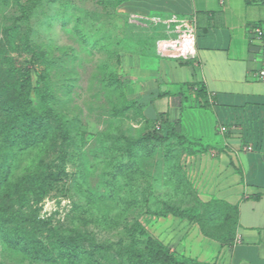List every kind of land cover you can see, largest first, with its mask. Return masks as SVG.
Listing matches in <instances>:
<instances>
[{"label":"rangeland","instance_id":"1","mask_svg":"<svg viewBox=\"0 0 264 264\" xmlns=\"http://www.w3.org/2000/svg\"><path fill=\"white\" fill-rule=\"evenodd\" d=\"M25 7L31 10L27 17ZM117 11L115 0H0V208L21 214L22 221L50 223L57 235L48 244L59 258L42 261L18 247L14 239L24 228L19 220L7 225L8 232L0 229V264H73L60 259L66 254L59 247L63 237L78 240L82 254L98 264H133L127 246L145 256L149 250L140 227L178 260L200 264L173 250L171 234L195 226L219 241L238 225L236 208L205 194L210 180L193 169V157L216 152L173 138L130 149L129 142L157 124L152 103L160 59L147 48L159 34ZM21 66L32 69L33 113L51 116L38 136L43 142L36 137V144L6 135H25L31 115L22 111L13 87L19 78L13 69ZM46 69L48 81L39 82ZM192 113L186 116L191 124L203 123L214 134L204 110ZM61 159L66 177L43 192L45 177L57 174ZM165 205L192 210L195 219L151 214ZM26 229L29 239L45 242L47 233Z\"/></svg>","mask_w":264,"mask_h":264},{"label":"crops","instance_id":"2","mask_svg":"<svg viewBox=\"0 0 264 264\" xmlns=\"http://www.w3.org/2000/svg\"><path fill=\"white\" fill-rule=\"evenodd\" d=\"M118 13L131 19L196 16L198 22L195 60L167 61L155 48L159 92L152 113L216 152L193 157V169L210 180L205 194L237 209L238 225L232 246L193 226L171 234L173 250L205 264H264V63L261 43L252 39V29L264 26V3L124 0ZM199 109L215 125L214 134L186 117Z\"/></svg>","mask_w":264,"mask_h":264},{"label":"trees","instance_id":"3","mask_svg":"<svg viewBox=\"0 0 264 264\" xmlns=\"http://www.w3.org/2000/svg\"><path fill=\"white\" fill-rule=\"evenodd\" d=\"M115 1L118 10L119 5L124 0ZM23 11L25 13V17H27L28 13L31 10L25 7L23 8ZM124 17L128 18L126 16ZM133 20L145 25L147 24V26L153 29L154 31L157 30V33L159 35L156 37L158 38L154 40L153 45H150V48H147L148 53H151V51H155L156 42L158 41V39L165 36L163 29L158 30L157 26L152 25L150 23H144L145 21H143L142 19ZM47 70L48 69H46L45 73L39 75V82L48 81ZM13 72L17 73L19 76L18 80L14 83L13 87L18 96L22 111L30 112L31 115L26 122L27 126L25 128L27 133L25 135H22L21 132H18L16 130H12L10 133H6V135L9 139H12L16 143L19 139L21 141H24L26 138L35 139V144L39 143L37 142L38 139L43 142L44 136L42 138H38V136H41L40 130H48L49 127L46 123L48 122L51 116L48 113H33L34 110L32 107L34 102L32 100V91L35 89L33 87L32 69L29 67L21 66L14 68ZM37 92H40V90H37ZM56 119H58L59 125L64 129L65 124L58 117ZM64 134L66 135L67 131H65ZM36 137L38 139H36ZM171 138L176 139L184 144L199 146L198 144L191 142L186 136L181 135L175 128H172L167 125V123L163 119L157 120V124L152 126L146 133H144L139 140H137L136 142H129L128 145L130 149H133L137 145H142L146 143L154 146L155 144L163 143ZM200 148L203 150L210 149V147L204 146H201ZM65 164V159H61V163L57 168V174L50 171V174L45 177V181L42 183L43 192L53 190L56 187L57 183L61 181L64 177H66ZM191 213L192 210H182L178 207L165 205L159 210H155L151 214L158 217H167L168 215H173L180 218H189L190 220H194L195 218L191 216ZM19 220L21 221V225L24 228L19 231L17 238L14 239L16 245L36 259L46 262H58L59 258L54 257L52 249L48 244L50 243V245H54V243H52V239H54L57 235L56 230L51 227L50 223H48L47 221L27 217L24 218L22 221L21 214H16L10 209L0 208V229L3 232H8L7 225L19 223ZM26 226L32 228L30 230V233L33 231L36 232L37 229L40 230L42 233H47L45 242L39 241V238L37 236L29 239L26 233ZM139 231L141 232V234L148 238L147 243L149 246V250L147 256H145L143 251L138 250L135 246H127L125 248L126 253L133 264H189L185 261L178 260V258L174 254L170 253L169 249L166 246H164L160 241L151 237L143 227H140ZM235 233L236 228L231 233V236L228 239H219V242H221V244L224 246H232L235 239ZM59 244L61 251H65L66 253L65 257H60L62 261H69L73 264H82L83 261H85L86 264H98V262L95 261L93 257L88 253L84 252L82 254L80 248L82 247V244H80L79 241L74 239L73 237H63L61 238Z\"/></svg>","mask_w":264,"mask_h":264},{"label":"built area","instance_id":"4","mask_svg":"<svg viewBox=\"0 0 264 264\" xmlns=\"http://www.w3.org/2000/svg\"><path fill=\"white\" fill-rule=\"evenodd\" d=\"M264 3V0H262ZM152 25L164 26V37L156 42L158 54L164 58L180 61H192L197 58L198 22L196 16H171L168 18L144 19ZM252 39L261 43L262 59L264 63V26L252 29ZM264 79V69L259 73ZM226 128H222L225 132Z\"/></svg>","mask_w":264,"mask_h":264}]
</instances>
